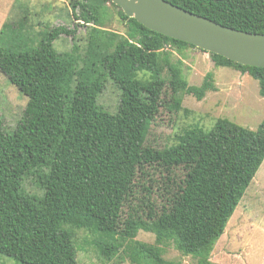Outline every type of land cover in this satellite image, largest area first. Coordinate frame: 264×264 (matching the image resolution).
Returning <instances> with one entry per match:
<instances>
[{
	"label": "trees",
	"instance_id": "1",
	"mask_svg": "<svg viewBox=\"0 0 264 264\" xmlns=\"http://www.w3.org/2000/svg\"><path fill=\"white\" fill-rule=\"evenodd\" d=\"M167 1L264 33V0ZM107 3L123 33L97 26ZM71 9L86 25L82 50L75 28L45 24L32 31L22 18L0 29V72L28 98L14 129L0 120V254L22 264H79L73 229L81 228L98 234L95 244L107 260L122 251L132 264H179L163 257L171 244L195 264H214L213 247L264 160V119L251 130L220 118L208 131L185 129L176 144L143 146L161 88L170 87L178 110V94L201 100L216 89L212 72L189 85L171 66L169 48L196 47L146 28L110 0H72ZM62 35L71 37L69 51L54 46ZM208 55L215 66L256 79L264 98V67ZM142 72L150 79L139 78ZM107 78L121 90L114 114L98 104ZM147 167L165 173V202L151 200V186L143 184V208L124 217L138 180L150 178ZM27 178L40 193L26 188ZM139 230L151 232L154 243L135 239Z\"/></svg>",
	"mask_w": 264,
	"mask_h": 264
},
{
	"label": "rangeland",
	"instance_id": "2",
	"mask_svg": "<svg viewBox=\"0 0 264 264\" xmlns=\"http://www.w3.org/2000/svg\"><path fill=\"white\" fill-rule=\"evenodd\" d=\"M71 1L0 0V29L5 22L17 23L22 18L32 31L42 30L45 24L50 27L63 25L75 28L74 35L82 50L87 29L83 21L72 17ZM105 9L107 13L100 17L97 26L123 33L124 26L116 15V8L107 3ZM71 45V37L65 35L54 42L58 51H69ZM169 49L172 50L171 66L178 65L189 85L199 86L205 74L212 72L216 89L208 91L201 100H197L192 94H178L177 97H181V104L176 110L173 107L174 97L171 95L170 87L163 86L159 91L161 105L149 126L143 146L161 149L176 144L177 135L185 129L198 125L208 131L220 118L251 130L257 128L264 119V98L258 93L256 79L234 68L215 66L208 53L198 48H186L181 53L175 47ZM162 77L168 83L170 79L168 69L163 71ZM139 78L150 79L149 74L144 72L139 73ZM120 97L121 90L111 78H107L98 104L103 110L114 114L118 109ZM27 100L28 98L0 72V120L8 130L14 129L22 117ZM145 172L150 174V178L143 176L138 180L131 207L126 205L123 208L124 217L134 209L143 208L141 200L147 193L143 184L151 186V200L157 203L165 202V173L159 167H147ZM30 180L32 179H26V188L30 192L40 193ZM73 231L79 264H132L122 251L111 260L101 255L95 244L98 239L97 233L81 228ZM135 239L153 244L155 237L151 232L139 230ZM164 250L163 257L168 261L179 264L196 262L191 256L182 255L171 244L165 246ZM210 260L214 264H264V160L228 220L223 234L216 241ZM0 264L22 263L0 254Z\"/></svg>",
	"mask_w": 264,
	"mask_h": 264
},
{
	"label": "water",
	"instance_id": "3",
	"mask_svg": "<svg viewBox=\"0 0 264 264\" xmlns=\"http://www.w3.org/2000/svg\"><path fill=\"white\" fill-rule=\"evenodd\" d=\"M110 1L150 30L242 65L264 67V33L222 25L167 0Z\"/></svg>",
	"mask_w": 264,
	"mask_h": 264
},
{
	"label": "crops",
	"instance_id": "4",
	"mask_svg": "<svg viewBox=\"0 0 264 264\" xmlns=\"http://www.w3.org/2000/svg\"><path fill=\"white\" fill-rule=\"evenodd\" d=\"M191 49H196V48H191Z\"/></svg>",
	"mask_w": 264,
	"mask_h": 264
}]
</instances>
